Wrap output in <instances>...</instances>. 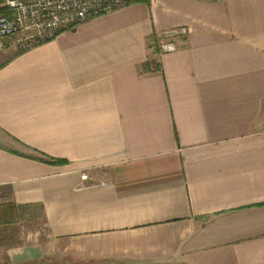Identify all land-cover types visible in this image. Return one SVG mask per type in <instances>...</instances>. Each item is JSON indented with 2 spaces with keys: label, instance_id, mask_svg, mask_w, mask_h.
I'll return each mask as SVG.
<instances>
[{
  "label": "crops",
  "instance_id": "0c3cea01",
  "mask_svg": "<svg viewBox=\"0 0 264 264\" xmlns=\"http://www.w3.org/2000/svg\"><path fill=\"white\" fill-rule=\"evenodd\" d=\"M1 187L0 264H264V0L130 1L9 42Z\"/></svg>",
  "mask_w": 264,
  "mask_h": 264
},
{
  "label": "built area",
  "instance_id": "2783aa9c",
  "mask_svg": "<svg viewBox=\"0 0 264 264\" xmlns=\"http://www.w3.org/2000/svg\"><path fill=\"white\" fill-rule=\"evenodd\" d=\"M131 0H3L0 2V51L16 38L28 48L71 29L82 21L109 13ZM163 51L175 48L171 41L159 46Z\"/></svg>",
  "mask_w": 264,
  "mask_h": 264
},
{
  "label": "rangeland",
  "instance_id": "374dc122",
  "mask_svg": "<svg viewBox=\"0 0 264 264\" xmlns=\"http://www.w3.org/2000/svg\"><path fill=\"white\" fill-rule=\"evenodd\" d=\"M3 0H0V2L2 3ZM16 38H12L9 40V42H12L13 40H15ZM173 42V41H171ZM1 52V51H0ZM9 198H10V191L8 188L6 187H1L0 188V207L3 205V204H7V202L9 201ZM36 222V221H35ZM29 224L28 221H23L22 223H20L18 226L20 228V225H24V226H27ZM41 224V223H40ZM17 228V227H16ZM21 229V228H20ZM16 230V229H15ZM15 233V231H14ZM18 232L15 233V236H17L18 238H21V237H24L26 238V235H18L17 234ZM28 237V236H27Z\"/></svg>",
  "mask_w": 264,
  "mask_h": 264
},
{
  "label": "trees",
  "instance_id": "16d2710c",
  "mask_svg": "<svg viewBox=\"0 0 264 264\" xmlns=\"http://www.w3.org/2000/svg\"><path fill=\"white\" fill-rule=\"evenodd\" d=\"M131 1H140V0H131ZM50 40V39H49ZM48 41V40H47ZM151 43L152 45L155 47V49L157 50L158 47H159V42L157 41V38L155 36H152L151 37ZM49 162H56V163H64L66 162L65 160L63 159H51L49 160Z\"/></svg>",
  "mask_w": 264,
  "mask_h": 264
}]
</instances>
